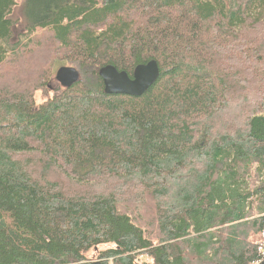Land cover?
<instances>
[{"label":"trees","instance_id":"16d2710c","mask_svg":"<svg viewBox=\"0 0 264 264\" xmlns=\"http://www.w3.org/2000/svg\"><path fill=\"white\" fill-rule=\"evenodd\" d=\"M17 2L0 67L40 31L81 79L41 104L0 90V264L262 261L264 0ZM152 60L142 96L104 92L102 67Z\"/></svg>","mask_w":264,"mask_h":264},{"label":"rangeland","instance_id":"374dc122","mask_svg":"<svg viewBox=\"0 0 264 264\" xmlns=\"http://www.w3.org/2000/svg\"><path fill=\"white\" fill-rule=\"evenodd\" d=\"M23 2L24 0H18V5L15 9L14 17L19 21L24 20L21 11ZM16 32L14 39L19 41L18 39L25 33L24 29L21 26H17ZM38 32L33 42L35 52H30L32 55L17 54V50H13V56H10L0 67V90H6L10 94L31 92L33 93L34 101L37 104H41L46 101L48 96L53 97L64 90L56 81L58 69L64 66L79 69V65L61 60L58 57L52 58L54 56V47L51 36L43 34L44 32ZM23 47L25 49L28 46ZM42 71L46 73L45 77L41 76ZM43 78L45 80L44 85L41 84ZM258 240L261 244L263 243V246L264 236L259 235ZM109 248H112V246L102 245L99 249L97 248V251L96 249L95 251L92 250L88 255V264H102V253ZM109 263L112 264V261Z\"/></svg>","mask_w":264,"mask_h":264},{"label":"water","instance_id":"95a60500","mask_svg":"<svg viewBox=\"0 0 264 264\" xmlns=\"http://www.w3.org/2000/svg\"><path fill=\"white\" fill-rule=\"evenodd\" d=\"M99 76L104 83L107 95L142 96L152 87L160 76L158 63L155 60L137 66L133 76L125 71H119L113 65H107L99 70ZM81 79V71L74 67H61L56 72V81L63 88H71ZM264 264V261L261 263Z\"/></svg>","mask_w":264,"mask_h":264},{"label":"built area","instance_id":"2783aa9c","mask_svg":"<svg viewBox=\"0 0 264 264\" xmlns=\"http://www.w3.org/2000/svg\"><path fill=\"white\" fill-rule=\"evenodd\" d=\"M263 244V243H262ZM260 242V247H259V254L261 255V258H264V245L262 246Z\"/></svg>","mask_w":264,"mask_h":264}]
</instances>
